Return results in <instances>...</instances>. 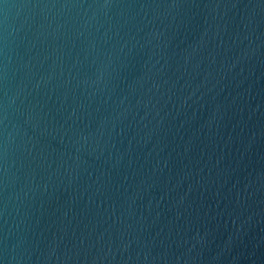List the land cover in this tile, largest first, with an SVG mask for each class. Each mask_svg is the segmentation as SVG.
<instances>
[{
  "label": "water",
  "instance_id": "1",
  "mask_svg": "<svg viewBox=\"0 0 264 264\" xmlns=\"http://www.w3.org/2000/svg\"><path fill=\"white\" fill-rule=\"evenodd\" d=\"M0 264H264V0H0Z\"/></svg>",
  "mask_w": 264,
  "mask_h": 264
}]
</instances>
